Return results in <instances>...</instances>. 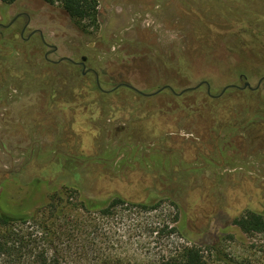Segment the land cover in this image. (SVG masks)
Listing matches in <instances>:
<instances>
[{"label": "rangeland", "instance_id": "1", "mask_svg": "<svg viewBox=\"0 0 264 264\" xmlns=\"http://www.w3.org/2000/svg\"><path fill=\"white\" fill-rule=\"evenodd\" d=\"M97 1L96 26L41 0L0 1V22L29 13L53 59L87 57L104 90L198 87L104 95L47 65L38 37L3 42L0 214L18 221L0 224V264H163L190 247L264 264V233L233 221L264 216V81L223 91L264 76V0Z\"/></svg>", "mask_w": 264, "mask_h": 264}, {"label": "flooded vegetation", "instance_id": "2", "mask_svg": "<svg viewBox=\"0 0 264 264\" xmlns=\"http://www.w3.org/2000/svg\"><path fill=\"white\" fill-rule=\"evenodd\" d=\"M31 20L32 18L29 13L24 12V11H19V12H16L12 16L9 22L5 24L0 22V45H2L3 42H8V41H18V43L20 44L27 45L28 43H30L31 41H34L38 37L39 45H41L42 47L48 48V50L43 54V60L44 62H46L47 65H50L51 67H57L59 65H66L70 69V72L72 74L77 75L78 77H81L83 79H86L88 87H93L99 93L104 94V95H110L119 88L130 89L127 87L129 85L120 83L110 90H104L101 85L99 72H97L95 69L91 67H88V58L85 56L80 57L78 60H75L73 57H60L59 59L54 60L53 58H55V53L57 51V48L47 42L42 31L31 28ZM22 62L24 63V61ZM238 78L240 80H244L242 88H240L239 86L233 85V84L226 86V87L230 89L231 88L232 89L247 88L250 91H255L260 87L261 83L264 81V76L259 78L257 86L255 88H252L250 86H245V83H248L247 77L245 75L240 74ZM162 88H164L163 90L168 89L170 92L171 90H173L169 86H163ZM130 90L133 92H136L132 89ZM208 90H209V86L207 84V94H208ZM159 92L161 91H158L156 93H159ZM156 93H153V94H143V93L141 94L140 93V94L150 97V96L155 95ZM173 95L176 96L177 94H173ZM181 95L182 94L177 95V96H181Z\"/></svg>", "mask_w": 264, "mask_h": 264}, {"label": "trees", "instance_id": "3", "mask_svg": "<svg viewBox=\"0 0 264 264\" xmlns=\"http://www.w3.org/2000/svg\"><path fill=\"white\" fill-rule=\"evenodd\" d=\"M4 4H12L17 0H0ZM46 4L53 5L55 2H59L64 11L68 16L76 21L77 23L86 24V26L94 25L98 22V1L97 0H41ZM260 41L264 42V37L258 35L257 37ZM139 99H144L143 96L132 93ZM169 96L173 100H177L180 97H176L169 93ZM206 100L212 101L213 99L206 93L204 95ZM147 99V98H145ZM205 100V101H206ZM133 151V150H132ZM122 201L118 200L113 203L119 204ZM18 218L0 214V224L7 226L11 223L17 222ZM234 224L239 228V230L246 235H254L257 233H264V216L262 212H257L254 210H248L241 217H237L234 220ZM33 264H45V261L34 260ZM163 264H204L203 257L200 254L199 249L195 247L186 248L177 257L169 258Z\"/></svg>", "mask_w": 264, "mask_h": 264}, {"label": "water", "instance_id": "4", "mask_svg": "<svg viewBox=\"0 0 264 264\" xmlns=\"http://www.w3.org/2000/svg\"><path fill=\"white\" fill-rule=\"evenodd\" d=\"M245 86H249L248 85V83H245ZM128 88H130V89H132V90H134V91H136V92H138V93H141V92H139V91H137L135 88H133V87H130V86H127ZM198 86H195V87H192V88H186V89H184V90H182L179 94H177V95H180V94H183V93H186V92H188V91H192V90H194V89H196ZM228 87H225L224 89H223V91H225L226 89H227ZM164 88H160L158 91H162ZM157 91V92H158ZM171 92L173 93V94H176L173 90H171ZM142 94V93H141Z\"/></svg>", "mask_w": 264, "mask_h": 264}]
</instances>
